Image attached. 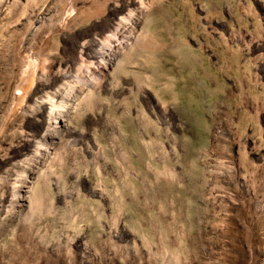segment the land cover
<instances>
[{
    "label": "rangeland",
    "instance_id": "1",
    "mask_svg": "<svg viewBox=\"0 0 264 264\" xmlns=\"http://www.w3.org/2000/svg\"><path fill=\"white\" fill-rule=\"evenodd\" d=\"M126 2L160 46L106 68ZM0 264H264V0H0Z\"/></svg>",
    "mask_w": 264,
    "mask_h": 264
},
{
    "label": "bare ground",
    "instance_id": "2",
    "mask_svg": "<svg viewBox=\"0 0 264 264\" xmlns=\"http://www.w3.org/2000/svg\"><path fill=\"white\" fill-rule=\"evenodd\" d=\"M127 3L120 7L119 13L106 25L105 33L97 37L96 40L94 39L95 41L89 52L91 58L103 64L106 68L120 62L117 59V53L125 48L147 49L160 46L158 41L151 38L136 39L133 32V24L135 23L133 18L137 14L143 15L147 7L140 3L136 9L127 8ZM139 17L137 16L136 20ZM85 63L83 58H81L76 64V77H74L73 73L64 74L58 85V88L63 93L62 99L56 101L52 96H47L48 107L44 111L45 126L43 136H47L49 131L54 130L57 127L56 123L62 122L60 117L70 104L68 103L67 95L77 93V99L81 101L87 98L88 94L98 86L99 76L93 73ZM40 145L39 141L35 146V153L39 152Z\"/></svg>",
    "mask_w": 264,
    "mask_h": 264
}]
</instances>
